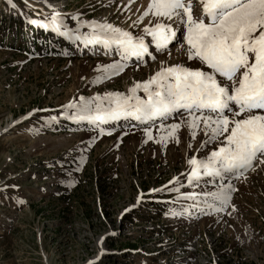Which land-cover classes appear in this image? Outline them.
Here are the masks:
<instances>
[{
  "label": "rangeland",
  "instance_id": "1",
  "mask_svg": "<svg viewBox=\"0 0 264 264\" xmlns=\"http://www.w3.org/2000/svg\"><path fill=\"white\" fill-rule=\"evenodd\" d=\"M1 1L0 264H88L99 257L96 241L104 235L105 255L93 264H264V158L231 183L185 184L187 161L218 146L201 147L208 139L202 123L193 139L187 112L95 127L69 118L70 101L127 96L161 66L206 70L187 59L184 42L168 51L155 48L154 58L139 64L102 54L100 47L89 55L96 46L38 27L55 11L69 28L77 21L107 22L138 36L156 19L134 24L149 0H12L15 8ZM190 4L198 17L201 0ZM164 22L183 34L178 22ZM113 62L121 65L118 74L98 80V66ZM135 95L147 99L142 90ZM172 124L179 128L168 136ZM172 178L180 183H168ZM224 186L225 211L215 210L211 198H182Z\"/></svg>",
  "mask_w": 264,
  "mask_h": 264
},
{
  "label": "snow or ice",
  "instance_id": "2",
  "mask_svg": "<svg viewBox=\"0 0 264 264\" xmlns=\"http://www.w3.org/2000/svg\"><path fill=\"white\" fill-rule=\"evenodd\" d=\"M201 4L202 14L194 18L190 0H149L134 24L148 16L156 19L154 23L150 20L138 36L107 22L77 21L76 28H69L55 11L46 23H38V27L66 39L98 45L106 51L115 49L122 60L140 59L148 54L144 36L151 37L157 51L165 49L176 33L164 21L179 23L187 45V59L198 61L206 70L179 64L161 66L149 80L130 88L127 96L107 93L103 98L70 101L65 107L74 109L70 119L86 121L93 127L121 118L147 124L157 118L167 119L180 110L187 112L186 126L193 139L195 129L202 123L208 139L201 147L212 142L218 145L205 158L193 156L187 161L190 183L199 182L202 176L223 179L239 174L250 167L258 154L264 155V0H201ZM11 6L15 8L14 4ZM82 27L88 28V32L81 33ZM119 70V62L98 66L97 79L108 78L109 73L118 74ZM138 90L147 99L136 96ZM178 128V124L170 125L168 136H173ZM145 134L151 138L147 130ZM166 139L161 137L162 141ZM174 182L175 178L169 181ZM203 195L220 205H227L229 200L227 186ZM182 198L193 200L198 195L189 193Z\"/></svg>",
  "mask_w": 264,
  "mask_h": 264
},
{
  "label": "bare ground",
  "instance_id": "3",
  "mask_svg": "<svg viewBox=\"0 0 264 264\" xmlns=\"http://www.w3.org/2000/svg\"><path fill=\"white\" fill-rule=\"evenodd\" d=\"M185 2L186 3H188L189 2V0H185ZM11 3H12V0H11ZM200 9V8H199ZM199 11V10H198ZM201 14H202V11H203V9L201 8ZM200 13V12H199ZM181 36V38H180V41H179V37ZM150 39L151 40V37H147V39ZM147 39H145V43L147 44ZM175 39V38H174ZM183 40V34L181 33V31L180 30H178V32H177V38H176V40H174V42L171 44V48H173L174 46H176V44H178V43H181L182 44V41ZM182 45H184V44H182ZM148 47H149V52H148V54L150 53V51H152V54H151V56L152 57H154V52H153V46L151 45H148ZM148 54H146V55H148ZM145 55V56H146ZM152 57H150V59H152ZM142 60V58H140V59H138V61H141ZM144 61H145V59H144ZM177 65V64H176ZM179 65H182V66H185V67H189V66H187V65H184L183 63H179ZM189 68H193V67H189ZM195 68H200L199 66L198 67H194L193 69H195ZM201 69V68H200ZM202 70V69H201ZM28 116V114H26L25 115V117H27ZM122 119V118H121ZM17 120H19V118L17 119ZM5 128H3V130H4ZM2 132V131H1ZM214 178V177H213ZM113 234V233H112ZM111 234V235H112ZM109 235V234H108ZM105 237H107V235L105 236L104 235V237H101V238H98L97 239V241H96V245H97V247H98V250H97V255L99 256L98 258H100L101 256H104L105 255V249H103V245L101 244V241H102V239L103 238H105ZM210 252H212L211 251V249L209 250ZM101 253H103V254H101ZM98 258H93V259H91L90 261H92V262H95V261H97L96 259H98Z\"/></svg>",
  "mask_w": 264,
  "mask_h": 264
}]
</instances>
